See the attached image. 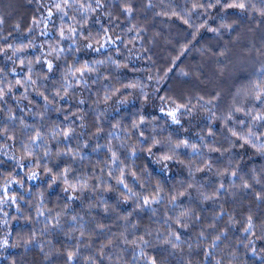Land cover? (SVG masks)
Returning <instances> with one entry per match:
<instances>
[{
    "label": "trees",
    "instance_id": "16d2710c",
    "mask_svg": "<svg viewBox=\"0 0 264 264\" xmlns=\"http://www.w3.org/2000/svg\"><path fill=\"white\" fill-rule=\"evenodd\" d=\"M260 92L264 0H0V264H264Z\"/></svg>",
    "mask_w": 264,
    "mask_h": 264
},
{
    "label": "snow or ice",
    "instance_id": "6c2138e0",
    "mask_svg": "<svg viewBox=\"0 0 264 264\" xmlns=\"http://www.w3.org/2000/svg\"><path fill=\"white\" fill-rule=\"evenodd\" d=\"M217 2H219V0H217ZM227 6L228 7H239L241 9H243L245 7V5L243 3H239V4H237V3H231V4H228ZM56 7L59 8L60 5L57 4ZM194 7H195V5H194ZM48 67H49V69H51V64H49ZM261 96H264V92H260L258 94V96H257V99H260ZM168 115L172 117V119H173L174 122H176V116H175V113L174 112H169ZM261 118L262 117H257V119H261ZM233 135H236V133L234 132ZM245 142H247V141H245ZM262 147H264V146H262ZM120 183L123 184L124 181L121 180Z\"/></svg>",
    "mask_w": 264,
    "mask_h": 264
}]
</instances>
